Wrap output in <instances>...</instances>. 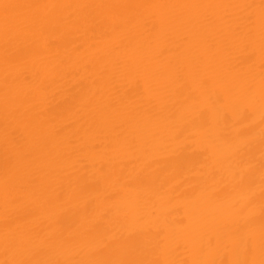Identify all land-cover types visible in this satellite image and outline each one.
Here are the masks:
<instances>
[{
  "label": "bare ground",
  "instance_id": "1",
  "mask_svg": "<svg viewBox=\"0 0 264 264\" xmlns=\"http://www.w3.org/2000/svg\"><path fill=\"white\" fill-rule=\"evenodd\" d=\"M0 264H264V0H0Z\"/></svg>",
  "mask_w": 264,
  "mask_h": 264
}]
</instances>
